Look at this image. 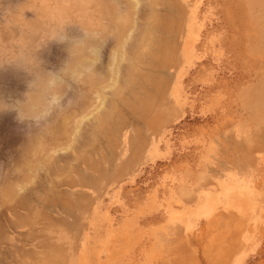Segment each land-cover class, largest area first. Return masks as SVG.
<instances>
[{
  "label": "rangeland",
  "instance_id": "rangeland-1",
  "mask_svg": "<svg viewBox=\"0 0 264 264\" xmlns=\"http://www.w3.org/2000/svg\"><path fill=\"white\" fill-rule=\"evenodd\" d=\"M251 3L0 0V264H264Z\"/></svg>",
  "mask_w": 264,
  "mask_h": 264
},
{
  "label": "bare ground",
  "instance_id": "bare-ground-1",
  "mask_svg": "<svg viewBox=\"0 0 264 264\" xmlns=\"http://www.w3.org/2000/svg\"><path fill=\"white\" fill-rule=\"evenodd\" d=\"M85 1H86V0H85ZM243 1H244V0H243ZM259 1H260V0H259ZM251 2H252V0H251ZM251 2H250L249 0H247V3H248V4H250ZM255 2H256V1H255ZM251 4H253V3H251ZM253 5H254V4H253ZM254 6H255V5H254ZM245 7H246V6H245ZM257 7H258V6H257ZM260 7H261V6H260ZM240 8H241V7H240ZM105 9H106V8H105ZM89 11H90V10H89ZM101 13H102V12H101ZM262 13H263V12H262ZM262 13H261V14H262ZM256 14H257V13H255V15H256ZM127 15H128V14H127ZM151 15H152V14H151ZM252 15H253V14H252ZM124 16H125V15H124ZM260 16H261V15H260ZM256 17H257V16H256ZM262 17H263V15H262ZM254 19H255V18H254ZM85 21H86V20H85ZM109 21H110V20H109ZM113 21H114V20H113ZM107 22H108V21H107ZM122 22H123V21H122ZM250 22H251V21H250ZM250 22H249V24H251ZM159 23H161V22H159ZM262 23H263V22H262ZM107 24H108V23H107ZM157 24H158V23H157ZM260 25H261V24H260ZM262 25H263V24H262ZM250 26H251V25H250ZM256 26H257V25H256ZM258 26H259V25H258ZM251 27H252V26H251ZM256 29H257V28H256ZM259 32H260V31H259ZM263 32H264V31H263ZM251 33H252V32H251ZM256 33H257V32H256ZM145 34H146V33H145ZM257 34H258V33H257ZM262 34H263V33H262ZM254 36H255V35H254ZM257 36H258V35H257ZM260 36H263V35H260ZM252 37H253V36H252ZM252 37H251V38H252ZM253 38H254V37H253ZM255 38H256V36H255ZM262 38H263V37H262ZM259 40H260V39H259ZM256 41H257V39H256ZM263 43H264V42H263ZM148 44H149V43H148ZM255 44H257V43L255 42ZM150 45H151V44H150ZM257 45H258V44H257ZM260 45H262V44H260ZM255 50H256V49H255ZM251 51H252V50H251ZM141 53H142V52H141ZM252 54H253V53H252ZM261 54H262V53H261ZM262 56H263V55H262ZM262 78L264 79V75H262ZM260 79H261V78H260ZM260 79H259V80H260ZM263 81H264V80H263ZM256 84H257V83H256ZM253 86H254V85H253ZM250 87H252V86H250ZM254 87H255V86H254ZM260 88H261V86H260ZM262 89H264V88H262ZM257 90H258V89H257ZM260 90H261V89H260ZM252 91H253V90H252ZM261 92H262V91H261ZM261 92H260V94H261ZM254 93H256V90H255ZM254 93H253V94H254ZM257 93H258V92H257ZM258 94H259V93H258ZM263 95H264V92H263ZM257 96H259V95H257ZM255 98H256V97H255ZM260 99H261V98H260ZM256 100L258 101L259 98H258V99L256 98ZM261 100H262V99H261ZM261 100H260V101H261ZM257 101H256V102H257ZM260 101H259V102H260ZM252 102H255V101H252ZM261 102H263V101H261ZM254 104H255V103H254ZM263 104H264V103H263ZM248 106H249V108H250V105H248ZM251 106H253V105H251ZM262 106H263V105H262ZM253 108H254V106H253ZM263 108H264V106H263ZM259 109H260V107H259ZM256 110H257V109H256ZM256 115H257V114H256ZM259 119H260V118H259ZM240 123H241V122H240ZM243 125H244V124H243ZM258 126H259V125H258ZM258 129H259V128H258ZM247 131H248V130H247ZM249 131H250V130H249ZM262 131H263V130H262ZM243 132H244V131H243ZM254 132H256V131H254ZM257 132H258V131H257ZM258 133H259V132H258ZM247 134H248V133H247ZM244 135H245V134H244ZM251 136H252V135H251ZM256 141H257V140H256ZM258 143H259V142H258Z\"/></svg>",
  "mask_w": 264,
  "mask_h": 264
}]
</instances>
